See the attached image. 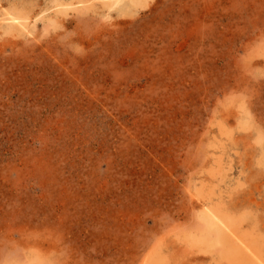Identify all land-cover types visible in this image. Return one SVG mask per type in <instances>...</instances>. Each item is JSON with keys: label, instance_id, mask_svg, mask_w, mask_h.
I'll list each match as a JSON object with an SVG mask.
<instances>
[{"label": "rangeland", "instance_id": "rangeland-1", "mask_svg": "<svg viewBox=\"0 0 264 264\" xmlns=\"http://www.w3.org/2000/svg\"><path fill=\"white\" fill-rule=\"evenodd\" d=\"M102 1L0 0V264H264V0Z\"/></svg>", "mask_w": 264, "mask_h": 264}, {"label": "bare ground", "instance_id": "bare-ground-1", "mask_svg": "<svg viewBox=\"0 0 264 264\" xmlns=\"http://www.w3.org/2000/svg\"><path fill=\"white\" fill-rule=\"evenodd\" d=\"M53 1V5L59 7L58 11H65V9H68L67 6L73 4V0ZM76 1L78 3H83L87 0ZM149 2L150 0H103L102 5L105 8V14L107 15L112 11H118L124 14L129 12L134 13L137 10L146 7ZM28 19L29 16L20 8H14L3 13V20L10 21L4 27L7 30L17 28L13 26H26L29 22ZM34 20L35 18H33V21ZM203 211L204 212L201 215L202 223L199 229L200 232L197 235H193L191 238L194 244H197L204 249H217L234 264L258 263L259 259L255 250L248 249L247 246H244L245 242L243 235L239 229L241 225L239 218L234 217L232 214L222 211L219 207L215 206L207 210L204 209Z\"/></svg>", "mask_w": 264, "mask_h": 264}]
</instances>
